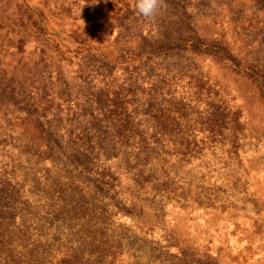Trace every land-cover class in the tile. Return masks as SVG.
<instances>
[{
  "label": "rangeland",
  "instance_id": "1",
  "mask_svg": "<svg viewBox=\"0 0 264 264\" xmlns=\"http://www.w3.org/2000/svg\"><path fill=\"white\" fill-rule=\"evenodd\" d=\"M0 0V264H264V0Z\"/></svg>",
  "mask_w": 264,
  "mask_h": 264
},
{
  "label": "clouds",
  "instance_id": "2",
  "mask_svg": "<svg viewBox=\"0 0 264 264\" xmlns=\"http://www.w3.org/2000/svg\"><path fill=\"white\" fill-rule=\"evenodd\" d=\"M133 8L137 16L152 22L167 8L165 0H134Z\"/></svg>",
  "mask_w": 264,
  "mask_h": 264
}]
</instances>
